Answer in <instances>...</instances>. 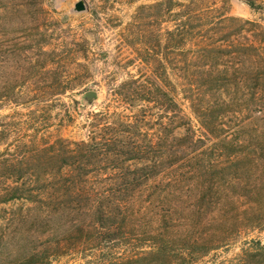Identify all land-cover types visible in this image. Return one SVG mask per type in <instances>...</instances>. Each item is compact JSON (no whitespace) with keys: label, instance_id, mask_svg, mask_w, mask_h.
<instances>
[{"label":"rangeland","instance_id":"obj_1","mask_svg":"<svg viewBox=\"0 0 264 264\" xmlns=\"http://www.w3.org/2000/svg\"><path fill=\"white\" fill-rule=\"evenodd\" d=\"M80 1L0 0V264H264V75L203 87L201 126L170 109L168 0ZM228 1L213 62L264 69V0Z\"/></svg>","mask_w":264,"mask_h":264},{"label":"trees","instance_id":"obj_2","mask_svg":"<svg viewBox=\"0 0 264 264\" xmlns=\"http://www.w3.org/2000/svg\"><path fill=\"white\" fill-rule=\"evenodd\" d=\"M252 6V4L250 3ZM167 13L170 29L171 46L173 49V58L178 56L177 50L182 48L181 56L183 58L181 66H171L172 80L170 82V109L171 112H176L178 109V94L184 93V98L188 101L192 115L197 122L204 126V112L202 100L200 99L203 93V87H207V91L219 94L222 90L228 91L232 84L245 82L246 80L258 81L264 75V69L257 68L251 70L248 68H239L235 64H227L224 66L214 63V58L217 55H231L234 50L219 51V48L228 47L231 35L218 36L220 32L227 29V23L234 21L235 18L228 15L229 1L223 0L222 7H218L215 0H168ZM180 46V47H179ZM182 46V47H181ZM190 48V49H188ZM257 55L264 58V50L256 47ZM205 59V63L199 64ZM179 77V79H174ZM132 86V85H131ZM58 89L63 88L58 85ZM205 89V88H204ZM206 91V92H207ZM221 94V93H220ZM119 97L134 98L133 92L129 89V84H125L118 92ZM183 125L194 126L192 118L184 112ZM85 149H90L85 140L82 143ZM97 145H100L97 143ZM63 153H57V156H62ZM80 159L90 157L89 154L82 155ZM22 163L16 164L3 160L0 162V167H5L8 170L17 168ZM136 180L135 182H137ZM20 180H13L14 186H9L4 189L5 200H12L23 195H32L33 190L38 189L32 186V180L24 181L21 185H15ZM134 182V183H135ZM37 183V182H35ZM130 184L131 182H125ZM28 184V186H27ZM54 254L48 250L32 253L26 257L24 264H47Z\"/></svg>","mask_w":264,"mask_h":264},{"label":"water","instance_id":"obj_3","mask_svg":"<svg viewBox=\"0 0 264 264\" xmlns=\"http://www.w3.org/2000/svg\"><path fill=\"white\" fill-rule=\"evenodd\" d=\"M86 9H88V2L86 0H81L76 4L74 11L81 12ZM100 98L101 96L97 91L90 90L81 96V103L83 106L91 108Z\"/></svg>","mask_w":264,"mask_h":264}]
</instances>
